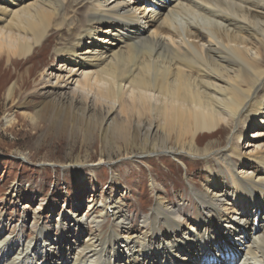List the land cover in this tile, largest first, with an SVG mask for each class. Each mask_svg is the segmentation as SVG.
Segmentation results:
<instances>
[{
	"label": "bare ground",
	"instance_id": "1",
	"mask_svg": "<svg viewBox=\"0 0 264 264\" xmlns=\"http://www.w3.org/2000/svg\"><path fill=\"white\" fill-rule=\"evenodd\" d=\"M160 3L0 0V54L7 61L26 58L45 47L50 32L66 29L69 37L56 46V55L72 59L70 76L90 71H81L85 79L74 81L69 95L55 89L72 82L60 86L56 77L47 85L52 89L27 113L33 129L40 132L45 122L47 130L59 131L58 119L68 116L97 125L105 149L116 154L211 160L216 171L208 187L227 190L190 187L198 210L188 221H199L198 229L182 230L184 209L157 196L150 214L141 217L140 237L132 232L133 218L110 198L71 213L57 238L40 227L38 206L31 217L36 235L26 245L22 230L14 239L0 238V264H39L37 258L40 264H231L240 253L237 264H264V215H258L264 205V143L244 152L233 146L236 137L241 143L242 133L234 134L238 125L264 127V0ZM18 84L6 86L5 100L14 103ZM93 88L98 102L89 100ZM100 155L102 162L104 151ZM234 160L248 167L237 169ZM166 230L179 237L163 245L146 239ZM181 252L188 256L180 258Z\"/></svg>",
	"mask_w": 264,
	"mask_h": 264
},
{
	"label": "rangeland",
	"instance_id": "2",
	"mask_svg": "<svg viewBox=\"0 0 264 264\" xmlns=\"http://www.w3.org/2000/svg\"><path fill=\"white\" fill-rule=\"evenodd\" d=\"M144 1L132 0V6H140ZM160 2L152 0L150 5ZM84 11L85 6L78 9L80 19ZM49 36L42 43L46 48L36 47L26 58H10L7 61L5 55L0 54V238L9 236L8 240L14 239L15 232L22 230V242L26 245L36 235L31 217L38 206L43 210L40 227L47 230L50 237L57 238L56 231H60L62 226L67 227L71 213L78 211L82 214L92 201L99 204L108 198L117 202L116 205L122 206L133 218L130 225L135 236H141V217L150 214L157 196L165 205L180 204L184 209L181 219L187 225H182V230L188 226L198 229L201 225L199 221H188L198 210L190 187L199 191L209 188L208 182L216 171L211 160L205 162L202 158H189L184 154L178 157L179 160L168 153L146 157L127 155L124 151L116 154L110 147L105 149L103 134L97 125L73 122L68 116L58 119V127H63L59 131L47 130L45 122H40L41 127L45 126L40 132L33 129L27 115L33 112L35 103L52 89L47 85H54L56 77L62 79L60 86L72 82L62 89H55L69 95L76 89L74 81L85 79L83 74L80 75L81 71H90L82 69L77 76H70L73 72L69 70L75 67L72 59L55 53L57 45L60 47L66 43L69 32L66 29L52 31ZM14 81L19 83V89L14 95V103H11L4 99L3 94L6 86ZM91 90L90 102H98L97 89ZM113 116L117 120L121 118L117 112ZM241 133V143L237 137L233 141L238 151H252L264 143V127L261 124L252 123L246 128L240 124L234 129V134L238 136ZM101 151H104L102 162ZM109 153L110 162L107 161ZM233 163L237 169L248 167H239L237 160ZM216 181L221 180L216 178ZM212 189L227 190L223 185ZM260 212L258 215H264L263 204ZM104 223L109 225L107 220ZM166 232L167 235L156 237L150 233L146 239L163 245L179 237L177 234L173 237L169 230ZM69 236L70 240H75V233ZM84 236L86 233L81 235L80 240ZM185 255L188 256L181 252L179 256L184 258ZM13 256V253L7 254L6 259ZM240 256L241 253L237 254L231 264L240 263ZM122 260L117 261L121 264ZM36 262L40 264L41 258H37ZM176 264L195 263L178 261Z\"/></svg>",
	"mask_w": 264,
	"mask_h": 264
}]
</instances>
